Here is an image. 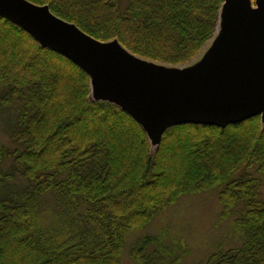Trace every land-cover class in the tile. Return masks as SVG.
<instances>
[{"label":"trees","instance_id":"16d2710c","mask_svg":"<svg viewBox=\"0 0 264 264\" xmlns=\"http://www.w3.org/2000/svg\"><path fill=\"white\" fill-rule=\"evenodd\" d=\"M101 42L155 63L183 64L213 39L225 0H29ZM0 116L18 145L0 142V253L8 264H123L128 233L188 193L219 189L241 248L203 264H264V127L170 128L153 149L118 105L91 98V78L0 17ZM7 160L15 166L4 170ZM16 172L27 184L13 183ZM262 177V178H261ZM55 202L46 206V193ZM49 209L52 223L42 211ZM136 264H180L160 236L130 250ZM0 264H6L0 262Z\"/></svg>","mask_w":264,"mask_h":264},{"label":"water","instance_id":"95a60500","mask_svg":"<svg viewBox=\"0 0 264 264\" xmlns=\"http://www.w3.org/2000/svg\"><path fill=\"white\" fill-rule=\"evenodd\" d=\"M255 5L225 0L220 37L199 65L187 69L149 62L118 41L101 42L48 5L0 0V17L86 71L91 98L118 105L158 148L175 126L225 128L257 116L264 126V0Z\"/></svg>","mask_w":264,"mask_h":264},{"label":"rangeland","instance_id":"374dc122","mask_svg":"<svg viewBox=\"0 0 264 264\" xmlns=\"http://www.w3.org/2000/svg\"><path fill=\"white\" fill-rule=\"evenodd\" d=\"M251 2L252 6H256L255 0H251ZM221 32L222 23L219 22L213 39L190 61L183 64L159 62L158 65L171 69L196 67L211 51ZM5 118V114L0 116V142L14 150L18 148V145L13 142L8 134L9 126L7 121L4 120ZM153 149L157 148L153 147ZM14 166L13 160H7L4 164V170L8 171ZM16 173L13 183L19 187L25 186L27 181L18 172ZM262 180L263 186L261 189L264 197V177ZM218 196L219 189L217 188L206 192L188 193L180 196L148 224L128 233L122 263L136 264L131 257L130 250L140 239L146 236L162 237L173 249L175 256L180 259V264H203L212 253L227 252L231 249L241 248L245 243V238L235 228L233 218L229 220L221 219L222 206ZM44 198L47 200L45 202L47 208L52 202H55L49 192L45 194ZM47 208L42 211V218L46 224L53 221L52 213L50 214ZM13 258L14 255L10 253H0V262L2 263L8 264Z\"/></svg>","mask_w":264,"mask_h":264},{"label":"bare ground","instance_id":"6f19581e","mask_svg":"<svg viewBox=\"0 0 264 264\" xmlns=\"http://www.w3.org/2000/svg\"><path fill=\"white\" fill-rule=\"evenodd\" d=\"M220 13H221V12H220ZM219 22H220V23L222 22V21H221V18H220V21H219ZM219 31H220V30H219ZM218 33H219V32H218Z\"/></svg>","mask_w":264,"mask_h":264}]
</instances>
